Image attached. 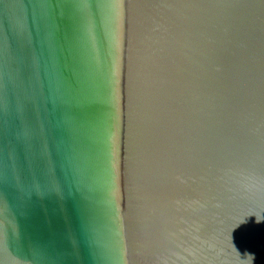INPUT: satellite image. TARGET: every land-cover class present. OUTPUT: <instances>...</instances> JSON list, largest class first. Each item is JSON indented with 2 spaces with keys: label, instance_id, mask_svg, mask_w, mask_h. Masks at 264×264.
I'll return each mask as SVG.
<instances>
[{
  "label": "water",
  "instance_id": "95a60500",
  "mask_svg": "<svg viewBox=\"0 0 264 264\" xmlns=\"http://www.w3.org/2000/svg\"><path fill=\"white\" fill-rule=\"evenodd\" d=\"M0 264H264V0H0Z\"/></svg>",
  "mask_w": 264,
  "mask_h": 264
}]
</instances>
